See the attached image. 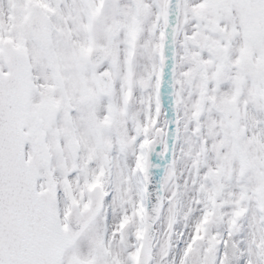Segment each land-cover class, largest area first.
Returning <instances> with one entry per match:
<instances>
[{
    "label": "snow or ice",
    "instance_id": "obj_1",
    "mask_svg": "<svg viewBox=\"0 0 264 264\" xmlns=\"http://www.w3.org/2000/svg\"><path fill=\"white\" fill-rule=\"evenodd\" d=\"M0 264H264V0H0Z\"/></svg>",
    "mask_w": 264,
    "mask_h": 264
}]
</instances>
